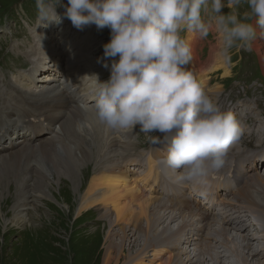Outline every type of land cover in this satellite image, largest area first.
<instances>
[{
    "label": "rangeland",
    "instance_id": "1",
    "mask_svg": "<svg viewBox=\"0 0 264 264\" xmlns=\"http://www.w3.org/2000/svg\"><path fill=\"white\" fill-rule=\"evenodd\" d=\"M51 3L55 7H57L56 11L57 14L59 13L58 16L62 12L63 20H64V16L66 15V12L62 10H67V6H69L68 0H51ZM224 3L226 4L227 0H224ZM246 7H247L246 5L241 6L240 12L243 13ZM230 11L231 9H229L228 7H224L222 9L223 14H228ZM59 18H60L59 20L62 19L61 16H59ZM38 21H39V16L36 7V0H0V30L4 31V33L3 32L0 33V55L5 50L6 52H10L12 55L22 54V59L24 60L18 62L19 67L29 66L30 63L29 61H31L28 54L30 50L29 43L30 42L32 43V36L30 35V32L35 27L36 23H38ZM45 22H50V21L45 20ZM66 23H71V22L66 21ZM253 23H256V21L254 20ZM256 25H258V23H256ZM91 26H92L91 28L92 33L94 35V39L92 42V52L93 55L98 58L99 66L103 67L100 68L97 65L95 68H92L91 72L94 75H98L100 81L104 82L109 80L111 76V66H110L111 60L104 57V45L109 43L111 40V30L109 28H104L102 30L98 29L95 24H92ZM60 27L61 25L59 26L58 30H60ZM258 27L256 26V30L259 32V34L257 32V37L254 41L255 43L253 42L251 50H248L250 53H246V52L242 53L244 58L240 63V66L238 67V69L240 70L239 71L240 74L243 73V75L245 76V78L249 80V82L256 79L257 74L261 70L264 71V59L261 56L264 53L262 51L260 55L257 49H255L256 48L255 44L258 45V48L260 47L264 48V44L262 40L258 37L259 35H261V30H259L260 27L259 28ZM41 28H49V26L41 25ZM73 32L74 29L69 27L67 35L65 37H60L51 41L54 44V47L52 45V49L54 52H56V56L59 59L60 58L62 59V61L60 60L62 63H65V61L63 60L64 55L62 54H64L66 51L71 52V55L73 57V41H72ZM188 34L189 33H183L182 35H184L186 38ZM194 34L197 37L198 50H199L204 45L203 42L204 39H201L199 37V34L197 33ZM78 35H81L80 29H78ZM210 36H211L210 42L207 43L203 49V59L201 58L202 61L195 62L194 69L201 72L202 70L201 68L204 62L208 60V67L206 68L207 70L202 71L201 73L205 74L208 72L209 74L207 75V77L212 76V78H209L207 82L202 78L197 80L201 85H206L207 83V87H206L208 90V92H206L207 95H209V97H211L214 101H216L219 104V106H221L225 110L233 111L237 119L238 116H240V118L243 119L244 116L247 115L252 109L256 108V106L250 107L248 103L245 102L241 106V108L237 110L233 109V106L235 104L234 98L236 96V89L235 88L225 89L223 88V86L225 85H221V84L219 85V83L224 82L230 84L234 80V78L232 77H235L234 70L236 68L232 69L226 67L227 65L226 62L222 63L221 59H217L214 55H211L212 47L215 45L218 47L219 40L215 32H212L208 37ZM238 50L240 49H233L232 57H235V53ZM11 54L6 56L4 60H3L4 56H0V62L2 61L1 63H6L7 65L11 64L13 60V56ZM79 55L81 56V52H79ZM106 62L109 64V67L107 68L104 66ZM68 63L73 64L72 61H69ZM220 67L223 68L217 71H213L214 69ZM12 68H17V67L15 66ZM104 68H106L107 70ZM62 71H64V73L67 74L68 76V78L65 79L66 83L67 82L70 83V84L68 83V86L66 85L67 88L64 91L66 92L69 91L72 93L73 92L72 89H76L78 87L74 83L75 79L77 78L76 77L74 78V76H72L71 79L69 77V75L75 74V68L73 66L72 69H67L66 71L63 69ZM18 72H20V70ZM55 79H60V78L59 76H57ZM83 81L86 83V85H89V82L85 78H83ZM11 83L12 82H10V85ZM60 83H65V82L60 81ZM5 86L6 85L4 83L3 88ZM3 88L0 89V95L2 94L1 92ZM53 92L54 91H49V92H45L44 94H52ZM82 92L83 94H85L84 91ZM263 96H264V89H261L259 85L254 86L251 96V102L252 103L257 102L258 106H260L264 103V99H260ZM82 102L83 105H85V110L82 109L79 103L80 109H82L83 111L79 113L77 111L79 108L76 107L75 109H70L68 114V116L71 114L75 116L74 121L73 119L69 121V124H72L73 133H74L73 128H76V122L82 121L81 122L82 124L84 120L88 121L87 120L88 114L86 113V110L88 107H91L88 104L90 101L83 99ZM94 103L95 101L93 99L91 104L93 105ZM65 117H67V115L64 116L62 120H64ZM258 118L259 119L257 120V122H255V124H252L251 126V129L256 128V132H257L256 134L252 133L250 136V139H252L253 141L256 139H260L263 136L264 121L262 117H258ZM93 123L95 126H99L96 123V121H94ZM89 124L90 127L87 128V130L83 134L84 137L81 134L75 135V133L74 134L66 133V132L62 133L63 138L68 139L71 137L73 139V141L70 142L68 145L82 143L83 145L82 147L91 148V154L88 157H86L84 166L83 165L81 166V168L74 174L75 176H70L72 178H70L69 175L66 176V174L63 173L61 174V172H58L53 165L51 166L52 164L51 162L45 164L47 166L46 169L43 168L41 164H38L37 161L33 162L32 166H37L39 171L29 173L28 175H27V171H24L23 173L17 172L16 164L14 166L15 171L9 168L5 169L4 179L3 180L0 179V216L8 218L10 219V221H5L6 219L0 217V264H103L105 251H106V244L107 243L109 244L110 242V241L109 242L105 241V237L107 236L110 230L109 220L110 218H115V212L112 210L113 208L111 206L102 205L100 208L95 209L93 212H84L82 215H78L77 203L80 198V195L82 196V194L85 193L90 179L96 173L95 171L101 168L100 164L102 165L108 164V166H110L112 170H116V171L129 168L131 171H133L135 176L143 177L147 172L145 170L148 169L147 166H149V163L152 162L155 165L159 157L163 155L164 150L167 149V142L164 141V134L162 133L158 132L155 135L153 133L151 134V136H148L145 133L141 132L140 125H137L134 130H127L131 137H129L126 131L117 132V133L114 132L112 133V136L109 138L110 142L107 141L105 142V140L100 142L97 134H95L96 132H93L94 128L92 124L91 123ZM124 135H127L128 137L126 138ZM79 137H81L82 139H80ZM157 137L160 138L161 142L156 143L154 146L152 145V142L156 140ZM113 141H117V142H113ZM127 142L129 143V147H127V150H125V148H122V145L126 144ZM250 144H252V142H250ZM100 150L103 151L104 154H108L105 156L102 162L101 160H98L99 158L97 155L101 153ZM61 153L62 151H60V154ZM122 156H124L125 158L126 156H130L131 161L128 162L129 164L122 163L121 164L122 166L119 165L120 162H117L116 159L121 158ZM163 156L165 157V153ZM246 157H247V153H244V156H242L241 159L245 160ZM134 158H137L138 160ZM142 161L143 163L141 164V166L139 167L136 166L139 162ZM60 162L62 164L75 163L77 162V158L75 157L69 158L66 155V153H63L62 156L60 157ZM258 162H262V161L259 160L257 161V163ZM94 163H96V165H94ZM124 165H126V167ZM71 167H75V166H71ZM156 168L159 169L158 167ZM63 169L64 168H62V170ZM262 169H264V165H262L261 168H257V170L260 172ZM160 171H162L163 173L161 177L163 179L159 178L161 180L158 182V184L157 183L154 184L153 186L154 190L152 189L148 191L150 195L148 194L146 198H150L151 196L152 197L146 206L145 213L139 215L137 213L138 212L137 205H134L131 211L132 214H137L138 217L143 220L144 225H146V221L144 220L151 221V226L149 227V236L147 237L146 234L140 235L146 229V226L144 228H138L136 226L130 225L129 227H125V230L123 231L121 229H124L123 227L125 224L121 223L118 224L117 226H114L113 230L111 231L112 233L109 237L111 238L112 243L110 242L108 246V247H112L113 250L114 257L112 259L113 262L111 261L112 264H114V262L115 264H132L133 258L136 257L141 251V246L137 244L134 245L133 243L128 242L130 240V234H131V240H134L135 242H140L141 243L140 245H142L143 242H146V239L148 241H153L154 244L157 245V249L166 245L172 247L183 236L189 237L188 240L193 241L191 242L192 245L188 248V250H192V251L194 250L196 253L200 252L199 250L201 247L208 249V246L214 245L206 242L204 240L205 239L204 236L203 235L199 236L198 234L199 233L198 222L203 219L202 216L203 211H206L210 207L208 204L203 203V194L201 192L202 189L199 186H195V185L193 186L192 184L189 183L176 182L175 177L177 175V172L174 171L173 169H171L170 172L169 168L165 169L161 167ZM12 172L13 173L15 172V174H13ZM44 172L47 173L46 175H48V177L50 176L49 181L41 180ZM22 174H23L22 181L17 180L18 176ZM58 182H60V184ZM230 183L229 184L232 187H236L234 183L232 182ZM78 186L79 188H77ZM78 190L81 192H79ZM167 199L170 202L167 201ZM235 199H239V198H235ZM68 203H70L73 206L71 213H69ZM148 206L150 208H148ZM152 208L155 210H153ZM134 210L136 211L134 212ZM149 210L151 212H149ZM243 210L245 213H248V211H245V209ZM191 211H193L194 214H191L190 213ZM68 214L69 216H67ZM104 215L107 218H105ZM198 215L200 217L196 219ZM211 216L215 218L213 214H211ZM204 220H207L206 215ZM10 222H12V224H10ZM209 230L212 231V228H209V225L206 226V224H204V227L201 229V232L202 231L208 232ZM248 231L255 234L256 230L254 231L248 229ZM262 231L263 232L261 233H264V230ZM133 233L137 235L140 233L138 237L139 240L134 239L137 236L133 235ZM198 236L202 239V241ZM121 242L123 244V251L122 250L120 251L119 249L120 246H118ZM205 242L207 243V245ZM234 243L236 244L234 245ZM237 243L238 245L241 244L239 248ZM216 244L220 248L216 246ZM216 244L214 246L217 248L214 247V249L211 248L209 249L212 251L219 249L218 251L224 256L222 257V264H239V263L245 264L244 263L245 259H241L244 253L243 244L241 242L239 241L230 242L229 244H227V247L224 244H221L220 241H218V243ZM253 244H255L254 246H256V242H253ZM246 250L248 253L247 257L249 258L251 263L255 264V262H258L257 260L252 259L248 247L246 248ZM203 251L199 257L202 259H207L208 257L207 261L212 263V260L210 259L211 255L208 252L206 251L203 252ZM228 251L231 255L226 257ZM236 253H238V255ZM151 254L152 253L144 254L141 257V259L135 262V264H140L141 260H145V261L148 260L147 262H150L152 258ZM262 256L260 258L261 259L260 262L261 264H264V255ZM233 258H235L234 261L236 260L237 262L236 261L234 262Z\"/></svg>",
    "mask_w": 264,
    "mask_h": 264
},
{
    "label": "clouds",
    "instance_id": "2",
    "mask_svg": "<svg viewBox=\"0 0 264 264\" xmlns=\"http://www.w3.org/2000/svg\"><path fill=\"white\" fill-rule=\"evenodd\" d=\"M68 3L66 16L78 29L95 24L111 30V40L104 45V57L111 60L110 79L101 82L98 75L90 76L95 121L117 132L140 125L148 136L164 134L166 162L177 172L176 182L210 187L245 130L234 112L219 106L184 67L192 60V47L182 34L197 33L207 39L215 32L216 54L230 63L233 49L251 50L257 37L254 20L264 35V0ZM36 7L41 22L59 21L51 0H36ZM224 7L231 11L223 14ZM160 142L157 137L156 143Z\"/></svg>",
    "mask_w": 264,
    "mask_h": 264
},
{
    "label": "bare ground",
    "instance_id": "3",
    "mask_svg": "<svg viewBox=\"0 0 264 264\" xmlns=\"http://www.w3.org/2000/svg\"><path fill=\"white\" fill-rule=\"evenodd\" d=\"M62 11L66 12V10H62ZM59 16L62 17V19L59 21L45 22V20H47V19H45L41 22V20L39 19L38 23H36L35 27L30 32V35L32 36V42L33 43H31V42L29 43L30 50H29L28 54H29L30 60H34L33 62H30L31 67L28 70L18 72V76L15 79L16 81L12 82L10 87L5 86L1 92L2 94L0 95L1 96V103H0V142L2 141V139H4L6 137L10 140H15L19 143V148H17L13 152H9L8 154H4V155H3L4 150L14 149V148H16L17 145L13 141H11L8 146L3 145L2 147H0V179H2V180L4 179L5 169L9 168V169L14 170L15 164H16V170L19 173H23L24 171H27V175H28L29 173L39 171L37 166H32L33 162H35V161H37L38 164H41L43 166V168H45V169L47 168V166L45 164L51 162L52 163L51 166L53 165L58 172H61V174L62 173L66 174V176L69 175V177L75 176L74 174L81 168V166L82 165L84 166L86 157H88L91 154V148L90 147H82L83 146L82 143L68 145L70 142L73 141V139L71 137L68 139L63 138L62 133H65V132L66 133H72V134L75 133V135L81 134L83 136V134L85 133L87 128L90 127L89 123L92 124V126L94 128L93 132H96L95 134H97L100 142H102L104 140H105V142L106 141L110 142L109 138L112 136V133L110 132V130L104 126H101V125L100 126L94 125L93 122L95 121V119L93 117L92 112L90 111L92 106L88 107L86 110V113L88 114V116H87L88 121L84 120L82 124H81L82 121L76 122V128H73L74 133L72 132V124H69V121H71L72 119L74 121L75 116L73 114L68 116L69 111H70V109H75L76 107L79 108L77 110L79 113H81L83 111L82 109H80V106H79L80 102L76 97L77 94L80 95V93H78V92H82V91L85 92V94H83V96L80 95L82 97V100L84 99L87 101H92L94 99L93 94H92V77H90V76L94 75L91 72V70H92V68H95L97 65L99 66V60L97 57H95L93 55V52H92V42L94 39V35H93L92 29H91L92 26L89 25V26H85L83 29H80L81 35H78V29L73 25L72 21L66 15L64 16V20H63L62 12L60 13ZM66 21H70L71 23H66ZM41 25H47V26H49V28L51 30L49 28H41ZM60 25H61L60 30H58ZM69 27L74 29V32L72 35L73 57L71 55V52L66 51L64 54H62V55H64L63 60L65 61V63H62L61 62L62 59L61 58L59 59L56 56V52L53 51L52 45L54 47V44L51 41H53L57 38H60V37H65L67 35ZM188 40L191 42L192 57H193L194 61L195 62L200 61V57L198 56V52H197L198 42L194 38L193 33H189ZM215 44H216V42H215ZM218 45H219V43H218ZM255 47H256L255 49H257V51L260 55H261L262 51L264 53L263 47L258 48L257 44H255ZM217 48L218 47L216 45L212 47L211 55H214L217 59H221L222 63H225V61L216 54ZM210 50H211V48H210ZM79 52H81V56L79 55ZM261 56L264 59V54ZM69 61H72L73 64L68 63ZM63 64H65V65H63ZM59 66H62V67L56 69V67H59ZM73 66L75 68V74H71V75H69V77L71 79H72V76H74V78L75 77L77 78V79H75L74 83L78 87L76 88L77 90L72 89L73 92L71 93L69 91L68 92L64 91L67 88L69 82L66 83V81H65V83H60V82L58 83L57 79H55L57 77V75L55 73H60L63 69L65 71L67 69H72ZM99 67L103 68L101 66H99ZM207 67H208V60H206L204 62L203 66L201 68L202 69L201 72L207 70L206 69ZM220 68H222V67H220ZM220 68L214 69L213 71H216ZM104 69H106V68H104ZM43 70H45L44 71V77L40 78L41 77L40 72H42ZM189 70L190 71L194 70V67L190 66ZM201 72L197 71L195 74L194 73L193 74L196 76V78L198 80L200 78H202L203 80H205L207 82L208 80H206V77L208 75V72L205 74H202ZM51 78H54L55 80L52 82L48 81ZM83 78H85L89 82V85H86V83L83 81ZM40 82H42V83H40ZM206 85H207V83H206ZM49 91H54V92L52 94H44L45 92H49ZM60 97L64 98V101L59 100ZM66 115H67V117H65L64 120H62V118ZM11 127H12V129H11ZM91 132H92V130H91ZM126 132L129 135L128 131H126ZM115 133H117V131H115ZM124 136L126 138L128 137L127 135H124ZM81 137H79V138L82 139ZM129 137H131V136L129 135ZM113 142H117V141H113ZM2 144H5V142H3ZM78 146L82 147V148H79ZM127 147H129L128 142L126 144L122 145V148H125V150H127ZM96 149H97V146H96ZM60 151H62L61 154H60ZM14 152H15V154H12ZM63 153H66V155L69 158H72V157L77 158V162L62 164L60 162V157L62 156ZM97 155L99 158L98 160H101V162H102V160L108 154H104L103 151H101V153H99ZM134 159H137V158H134ZM116 160H117V162H120L119 165H121L122 163L124 164V163L131 161V158H130V156H126V158L124 156H122L121 158H117ZM137 160H135V161H137ZM259 160H261L262 162L257 163V161H259ZM142 163H143V161H142ZM256 163H257V165H256ZM94 165H96V163H94ZM100 165H101V168L100 169L98 168L99 170L95 171L96 173L90 179L85 193L82 194V196L80 195V198H79L78 203H77L78 215H82L84 212H90V209H97V208H100L102 205H108V206H111L113 208L112 210L115 212V218H110V220H109L110 221V228H109L110 230H109L107 236L105 237V241H107V242L110 241L112 243L111 238H109L111 233H112L111 231L113 230L114 226H117L118 224H121V223L125 224L123 227L124 229H121L122 231L125 230V227H129L130 225L136 226L138 228H144L146 226V229L141 234L140 233L139 234L140 235L146 234V236L148 237L149 236V227L151 226V221L144 220V221H146V225H144L143 220L140 219L137 214H132L131 211H132L134 205H137V207H138L137 213L139 215H142L145 213L146 206L152 197L151 196L150 198H146V196L149 194L148 191L152 190L154 184H156V183L158 184V182L161 179H163V178H161L162 172L159 169H157L152 162L149 163V166H147L148 169L145 168L146 169L145 171H147V173L143 177L135 176L133 171H131L129 168H125V169L122 168L123 170L116 171V170H112V168H110V166H108V164H104V165L100 164ZM126 165H124V166L126 167ZM262 165H264V153H263L261 158L255 159L253 164L251 165L250 171H252L253 173L252 174L248 173L247 175L243 176L242 178H239L237 188L235 190H230L229 193H227L229 195L233 194L234 199L233 200L226 199V200L222 201V204L225 205V208L220 209L219 212L221 214H225L227 216L229 215L232 217L223 220V222L220 223V227H218L216 229L213 228L212 231L209 230L208 232L202 231V233L199 234V236L203 235L205 238L204 240L210 244H214L218 241L217 237L213 235L214 230L216 233H219V235L223 236L224 238H227L230 234H234L235 236L241 238L242 240H247L246 245H247L248 249L250 250V255L252 256V259L258 261V262H255V264H261L260 258L262 255H264V233L259 234L263 231L261 229H259V227H258L259 222H262V221H258L257 223H254V222H251L248 219L244 218L243 216L236 215V214H235L236 216H233L234 214H232V212H231L232 208L227 209L226 207L235 208L236 206H246L252 212L258 211L264 215V176H263L264 174H261V172L257 170V168H261ZM71 166H75V167H71ZM62 168H64V169L62 170ZM75 168H76V170H75ZM7 171H9V170H7ZM45 172L43 173L41 180L49 181L50 176L48 177V175H46L47 173H45ZM242 173L243 172H241L240 174H242ZM254 173H257L258 176H256V174H254ZM13 174H15V172ZM79 175H81V174H79ZM70 178H72V177H70ZM159 178H161V179H159ZM22 179H23V174L18 176L17 180L22 181ZM83 179H84V177H83ZM18 182H20V181H18ZM58 183L60 184V182H58ZM167 183H170V182H167ZM173 183H174V181H173ZM46 185H48V184H46ZM79 186L77 188H79ZM222 189L223 188L221 186L218 187L217 195H219V191H221ZM79 192H81V191H79ZM176 193H177V191H176ZM179 194H181V193H179ZM206 194H208V193H206ZM176 198H178V197H176ZM235 198H239V199H235ZM168 199H167V201H169ZM179 203H181V202H179ZM68 206H69L68 207L69 213H71L73 206L70 203H68ZM148 208H150V207L148 206ZM153 210H155V209H153ZM135 211L136 210H134V212ZM176 211H177V209H176ZM102 212H104V211H102ZM149 212H151V211L149 210ZM190 213L194 214L193 211H191ZM94 214H96V213H94ZM67 216H69V214ZM190 216H192V215H190ZM0 217L6 219L5 221H10V219H8L6 217H3V216H0ZM104 217H105V215H104ZM209 217H210L209 214H207L206 218L209 219ZM105 218H107V217H105ZM196 219H197V217H196ZM198 220H197V222H198ZM107 221H108V219H107ZM163 221H164V219H163ZM15 222H17V221H15ZM191 223H192V221H191ZM10 224H12V222H10ZM203 227H204V224L201 226L200 230ZM209 228H212V227L209 226ZM196 229H197V227H196ZM248 229L254 230V231L256 230L255 234H253L252 232H249ZM184 231H186V230H184ZM196 232H198V231H196ZM135 233H136V231H135ZM135 233H133V235H136L137 237L134 239L139 240V238H138L139 234L137 235ZM183 234H185V233H183ZM130 240H131V234H130ZM130 240L128 242L133 243L134 245L137 244V245L141 246V251L139 252V254L136 257L133 258L132 264H135V262L137 260L141 259V257L144 254H149V253H152L151 254L152 258H151L150 262H147L148 260L147 261L141 260L140 264H222V257H224L218 251L219 249L218 250L216 249L214 251L209 249V248L214 249V247H215L214 245L208 246V249L201 247L198 255L197 254L192 255L191 251H188V248L191 246L190 241L180 242V245L183 244V246L179 247V240H178V242H176V244H174L172 247H169L166 245V246H162V247L157 249V245H155L153 241H148L146 239V242H143L142 245H140L141 244L140 242H135L134 240H131V241ZM201 241H202V239H201ZM110 242H109V244H110ZM199 242H196V243H199ZM253 242H256V246H254L255 244H253ZM167 243H169V242H167ZM109 244L108 243L106 244V251H105V257H104L103 264H112V262H113L112 261V259L114 257L113 256V250H112V247H108ZM235 244L236 243H234V245ZM206 245H207V243H206ZM237 245H238V243H237ZM240 245H238V248L240 247ZM118 246H120L119 247L120 251L121 250L123 251L122 242ZM216 246H218V245L216 244ZM228 246H230V245H228ZM215 248H217V247H215ZM193 249H195V248H193ZM202 249L211 255L210 259L212 260V263L207 261L208 257H207V259H202L199 257L203 251ZM222 249H223V247H222ZM232 251H234V250H232ZM224 252H226V251H224ZM243 252L244 253H243L241 259H245L244 263L245 264H254V263H251V261L247 257L248 253H247V250L245 249V245H243ZM236 254L238 255V253H236ZM203 258H205V257H203ZM234 259L235 258H233V261H234ZM116 260H117V258H116ZM233 261H232V263H233ZM240 261H242V260H240ZM252 262H253V260H252ZM114 264H115V262H114Z\"/></svg>",
    "mask_w": 264,
    "mask_h": 264
},
{
    "label": "trees",
    "instance_id": "4",
    "mask_svg": "<svg viewBox=\"0 0 264 264\" xmlns=\"http://www.w3.org/2000/svg\"><path fill=\"white\" fill-rule=\"evenodd\" d=\"M90 212H93V211H90Z\"/></svg>",
    "mask_w": 264,
    "mask_h": 264
}]
</instances>
